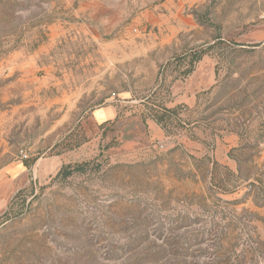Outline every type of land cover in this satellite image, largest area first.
<instances>
[{
	"label": "rangeland",
	"instance_id": "374dc122",
	"mask_svg": "<svg viewBox=\"0 0 264 264\" xmlns=\"http://www.w3.org/2000/svg\"><path fill=\"white\" fill-rule=\"evenodd\" d=\"M0 264H264V0H0Z\"/></svg>",
	"mask_w": 264,
	"mask_h": 264
},
{
	"label": "crops",
	"instance_id": "0c3cea01",
	"mask_svg": "<svg viewBox=\"0 0 264 264\" xmlns=\"http://www.w3.org/2000/svg\"><path fill=\"white\" fill-rule=\"evenodd\" d=\"M189 100V99H188ZM178 103H181L182 101H177ZM117 111L115 107L113 106H107L104 108H101L99 110H96L93 113L94 121L97 123H103L107 121H111L116 117ZM149 128L153 130L154 136L157 138L164 137L163 133L159 129V127L154 122H149L148 124Z\"/></svg>",
	"mask_w": 264,
	"mask_h": 264
},
{
	"label": "trees",
	"instance_id": "16d2710c",
	"mask_svg": "<svg viewBox=\"0 0 264 264\" xmlns=\"http://www.w3.org/2000/svg\"><path fill=\"white\" fill-rule=\"evenodd\" d=\"M195 57H196L195 60L198 61V60H200V58H201V54L199 53V54H197ZM163 110H164L165 112H169V113L174 112L173 110H166V109H163ZM153 119L155 120V122H156L157 124L161 125V122H162V120H163V117H162V116H161V117L153 116ZM25 165H26V164H25ZM60 173H61V172H60Z\"/></svg>",
	"mask_w": 264,
	"mask_h": 264
}]
</instances>
